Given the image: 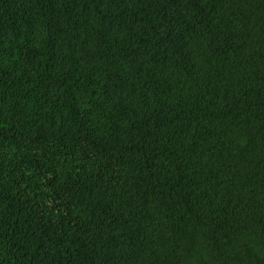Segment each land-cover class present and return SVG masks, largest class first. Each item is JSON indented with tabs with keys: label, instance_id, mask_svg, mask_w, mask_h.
Listing matches in <instances>:
<instances>
[{
	"label": "trees",
	"instance_id": "16d2710c",
	"mask_svg": "<svg viewBox=\"0 0 264 264\" xmlns=\"http://www.w3.org/2000/svg\"><path fill=\"white\" fill-rule=\"evenodd\" d=\"M0 264H264V0H0Z\"/></svg>",
	"mask_w": 264,
	"mask_h": 264
}]
</instances>
